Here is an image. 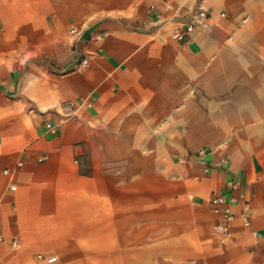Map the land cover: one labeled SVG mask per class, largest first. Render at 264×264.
<instances>
[{
	"label": "crops",
	"instance_id": "crops-1",
	"mask_svg": "<svg viewBox=\"0 0 264 264\" xmlns=\"http://www.w3.org/2000/svg\"><path fill=\"white\" fill-rule=\"evenodd\" d=\"M57 2L90 19L68 60L54 39L41 50ZM202 3L207 23L177 40L165 13L137 26L128 0H0V233L19 242L0 243V264H264V0ZM186 82L204 122L183 107ZM217 99L238 135L200 146ZM228 179L251 228L222 237L209 200Z\"/></svg>",
	"mask_w": 264,
	"mask_h": 264
},
{
	"label": "rangeland",
	"instance_id": "rangeland-1",
	"mask_svg": "<svg viewBox=\"0 0 264 264\" xmlns=\"http://www.w3.org/2000/svg\"><path fill=\"white\" fill-rule=\"evenodd\" d=\"M67 1V0H66ZM123 1V0H121ZM125 1V0H124ZM129 6L132 11L133 18L137 21V26H144L143 17L149 12L153 18L156 19V26H159V19L162 14H167L169 17L168 24L165 25L167 29L171 30L174 26H177L179 23H184L187 20H193L195 25L199 26L204 23H207L206 18H199L196 16V11L199 7L205 10L203 6V0H185L184 4L177 6V4L173 0H128ZM106 3V2H105ZM79 2H72L71 4L59 3L55 4V7L49 9L48 12V23L52 27L53 34H48L47 28L44 30V34L40 35L41 42L45 44H41L43 49H47L48 45L46 43L53 41L54 39V47L56 49V54H60L64 52L65 48H67V60L70 58L72 47L74 43V37L72 33L77 32L80 28H83L88 22L89 16L88 14H79L76 8L79 6ZM83 5H86L83 3ZM165 5H169L168 8H165ZM117 9V11H108L107 15H111L114 17L122 16L123 11ZM206 11V10H205ZM223 11V10H222ZM230 12L225 11V17L228 16ZM131 16V15H130ZM140 23H139V22ZM67 36V40H66ZM185 37V36H184ZM184 39V38H183ZM36 47V46H34ZM197 87L192 82H186L183 85V100L182 104L184 108H188L189 113H195V120H200V122H204L207 119L206 113H208V105L206 103H202V101L198 100L197 96ZM222 96V95H221ZM199 106V109H198ZM223 107L224 101L223 99H217L215 105V121L218 124L215 129V136L210 138H201L199 139V145L204 147H214L220 145H226L235 140L238 132L227 131L224 129L223 125ZM199 114V115H198ZM192 118V117H191ZM213 129V128H212ZM211 130V129H210ZM210 225V223H209ZM187 264H190L187 262Z\"/></svg>",
	"mask_w": 264,
	"mask_h": 264
},
{
	"label": "built area",
	"instance_id": "built-area-1",
	"mask_svg": "<svg viewBox=\"0 0 264 264\" xmlns=\"http://www.w3.org/2000/svg\"><path fill=\"white\" fill-rule=\"evenodd\" d=\"M169 5H165V8H168ZM225 13H221V16H224ZM196 16L199 18H206L207 12L201 7H199L196 11ZM195 27V22L193 20H187L184 23H179L176 26V31H174L173 36L177 40H183L184 36L190 33ZM108 32H103L98 35H96V39H100L103 36H107ZM87 65V59H81L78 67H85ZM45 127L47 130L53 131V125L51 123H46ZM202 154V151L198 153V155ZM45 159V156L39 157V161H43ZM75 162H78L75 160ZM23 163L21 160H19L16 163V167H22ZM4 175H9L10 170L5 168L3 169ZM226 186L230 190V195H225L222 193H213L210 197L209 204L212 209V211L216 214V220L213 225L214 232L216 234L221 235L222 237H225L227 234H229L232 223L236 220L240 221V224L244 230L250 231L251 228V216L244 206L239 212H236L234 210V205L237 201H243L244 200V193L240 189L239 183L235 179H228L226 181ZM9 188L11 190H14L16 188V184L14 182L9 183ZM251 233L256 236V233L254 230H251ZM7 241L5 237L0 233V243H3ZM9 245L11 247H17L19 242L17 238L12 237L8 241ZM221 243L223 240L221 239ZM38 257H41V255H38ZM54 257L47 259L48 261L53 260ZM190 264H196V263H190Z\"/></svg>",
	"mask_w": 264,
	"mask_h": 264
}]
</instances>
